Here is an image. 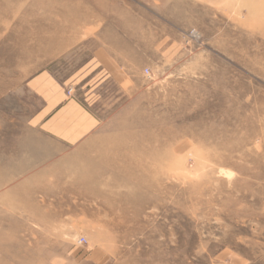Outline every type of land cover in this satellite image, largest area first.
Segmentation results:
<instances>
[{"label":"rangeland","instance_id":"1","mask_svg":"<svg viewBox=\"0 0 264 264\" xmlns=\"http://www.w3.org/2000/svg\"><path fill=\"white\" fill-rule=\"evenodd\" d=\"M245 1L246 32L186 33L111 79L113 0H0V264H264V61ZM53 94L94 116V166H68L85 152L38 124Z\"/></svg>","mask_w":264,"mask_h":264},{"label":"crops","instance_id":"2","mask_svg":"<svg viewBox=\"0 0 264 264\" xmlns=\"http://www.w3.org/2000/svg\"><path fill=\"white\" fill-rule=\"evenodd\" d=\"M252 1L253 37L259 40L261 61H264V0ZM246 7L245 0H113V32L108 48L111 79L113 72L141 69L151 53L174 54L175 39L183 38L186 33L193 31L205 40L211 37L229 40L231 18L232 23H237L238 31L246 32L249 14ZM77 37L70 36V48L79 42ZM255 55H258V44H255ZM52 97L55 100L47 105L44 122H38L46 135L79 152L92 148L103 151V143H92L94 116L72 98L62 94ZM79 155L81 158H68L67 165H95L93 157L86 152Z\"/></svg>","mask_w":264,"mask_h":264},{"label":"built area","instance_id":"3","mask_svg":"<svg viewBox=\"0 0 264 264\" xmlns=\"http://www.w3.org/2000/svg\"><path fill=\"white\" fill-rule=\"evenodd\" d=\"M144 73H145V75H148V70H145ZM71 93H72V90L69 89V90L67 91V94H68V95H71ZM77 245H79V246H84V245H86V240H85L84 238H82V237L79 238L78 241H77Z\"/></svg>","mask_w":264,"mask_h":264},{"label":"bare ground","instance_id":"4","mask_svg":"<svg viewBox=\"0 0 264 264\" xmlns=\"http://www.w3.org/2000/svg\"><path fill=\"white\" fill-rule=\"evenodd\" d=\"M189 37L190 39L194 40V41H198L199 40V36H197V34L195 32H190L189 33Z\"/></svg>","mask_w":264,"mask_h":264}]
</instances>
